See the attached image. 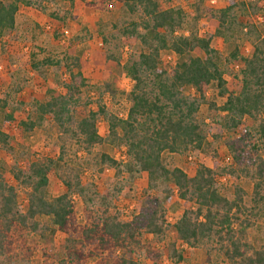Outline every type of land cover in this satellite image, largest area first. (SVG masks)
Listing matches in <instances>:
<instances>
[{"label": "trees", "instance_id": "16d2710c", "mask_svg": "<svg viewBox=\"0 0 264 264\" xmlns=\"http://www.w3.org/2000/svg\"><path fill=\"white\" fill-rule=\"evenodd\" d=\"M83 1L97 9L111 7L116 1L129 13L138 14L137 21L123 28L125 34L142 45L137 57L123 64L125 74L133 82L130 106L123 118L109 113L98 101L95 110L77 117L75 107L82 102L80 93L88 86V80L79 65L74 61L72 64V56H64L68 79L61 85L65 91L49 89L44 100L30 103L31 110L20 120L23 129L31 131L41 127L50 116L60 130L61 140L57 158L31 161L25 168L12 166L15 180L29 188L24 212L18 207L15 187L0 174V264H28L32 252L27 246L29 233H38L40 239L50 241L57 231L64 234L59 243L61 263L85 264L94 259L95 264H141L137 256L142 250L159 257L145 235L162 240L172 231L182 244L203 248L206 264L223 260L229 264H264V238L254 235L264 223V38L239 25L241 30L246 29L244 34L252 51L248 57L241 56L235 45L229 53L228 59L241 61L240 90L234 94L227 89L220 54L210 46L211 37L177 33L183 22L181 9L161 8L157 0ZM246 2L252 3L241 0L239 5L244 7ZM21 4L44 11L33 0H0V35L14 28ZM236 7L237 2L229 0L219 10V25L215 29L218 37L228 39L226 31L239 24L234 15ZM49 15L58 19L56 13ZM194 48L202 50L203 56L189 54ZM164 49L177 56L169 69L161 66L160 53ZM35 61L31 65L36 69L39 65ZM41 63L52 65L54 61L44 58ZM186 86L192 87L197 95L185 94ZM210 87L224 101L219 106L210 103L213 114L209 122H203L196 119V114ZM7 93L0 98V109L11 107L5 114L10 121L15 107ZM98 115L108 124L105 137L97 130ZM245 116L254 123L245 126ZM224 131L238 132L225 141L232 165L220 166L213 158V164L199 163L189 176L180 167L165 164L163 152L185 154L201 150L210 144L208 135L218 141ZM7 139L8 135L0 130V143L7 144ZM72 140L81 143L87 153L94 144L103 141L124 147L129 170L139 175L146 173L145 190L138 193L129 219L124 220L113 201L92 184L83 182L79 174L58 172L64 145ZM245 146L252 147L256 154L250 155ZM99 163L113 168L115 177L121 173L120 163L106 153L99 154ZM50 175L63 183L65 192L55 197L48 195ZM223 175L249 178L252 190L248 199L238 184L231 197L223 194L217 185V177ZM130 190L131 186L127 189L115 186L118 194H128ZM174 192L185 206L180 216L169 223L167 205ZM74 194L83 200L81 224L75 215ZM45 218L50 225L49 234L40 226V220ZM179 246L176 241L166 245L168 257L176 263L184 259L183 248Z\"/></svg>", "mask_w": 264, "mask_h": 264}, {"label": "rangeland", "instance_id": "374dc122", "mask_svg": "<svg viewBox=\"0 0 264 264\" xmlns=\"http://www.w3.org/2000/svg\"><path fill=\"white\" fill-rule=\"evenodd\" d=\"M33 1L42 6L44 11H39L34 6L19 5L14 28L0 35V98L5 97L8 92L7 94L12 96L10 104L15 107L10 121L6 119L5 114L11 107H5L3 111L0 109V130L8 135V143H0V174L15 187L18 207L22 212L27 208L29 188L15 180L11 172L12 166L25 168L31 161L47 157L57 158L61 140L60 130L50 116L44 119L41 127H35L31 131L24 130L20 120L25 119L31 110L30 103L33 100H44L49 89L65 91L61 85L68 79L65 70L68 64L65 63L64 56H72L71 62L79 65L88 80V86L80 93L82 102L75 107V115H87L90 109L97 108V102L100 101L109 113L124 118L130 106L133 82L125 74L123 64L129 58H136L142 49L138 40L123 32V28L131 24V21L139 19L138 14L129 13L120 2L115 1V4L106 9H97L87 6L83 0ZM235 1L238 7L235 8L234 15L239 24L226 31L228 39H222L215 34V29L219 25V10L227 6L229 0H157L161 8L182 10L183 22L178 25L177 33L211 37L210 46L220 54L227 89L237 94L241 85L238 72L241 61L228 59V56L235 45L239 47V55L248 57L251 54L250 40L244 34L246 29L241 30L240 24L247 30H252L253 34L258 33L264 38V0H251L252 3L246 2L244 7L239 5L241 0ZM50 13H56L58 19L50 16ZM189 54L202 57L204 53L199 48H194ZM44 58H51L54 64H42ZM176 58L172 51L162 50L161 66L169 69ZM33 61L39 65L36 69L31 65L34 64ZM75 67L76 65L73 66L74 71ZM183 92L197 95L189 86H186ZM223 101L224 98L210 87L200 101L196 119L209 122L213 114L210 103L219 106ZM15 102H23L24 105L17 106ZM253 123L249 117H244L245 126ZM97 130L102 137L108 134V124L100 115L97 116ZM237 134V131H224L218 141L208 135L210 144L203 149L185 154L165 151L163 160L167 166L180 167L189 176L194 174L199 163L213 164V158L220 166H230L233 162L225 141ZM64 146L63 160L59 163L58 172L72 171L79 174L83 182L92 184L100 194L103 193L113 201L115 209L124 220L129 219L135 199L139 192L145 190L147 179L146 173L139 175L134 170H129L124 147H116L103 141L94 144L87 153L83 145L74 140L67 141ZM245 147V150L250 151V155L256 154L252 147ZM100 153H106L120 163L121 173L117 177L114 176L113 168L99 163ZM259 153L262 154V151ZM116 184L124 189L131 186V190L128 194H118L115 191ZM236 184L245 191V198L248 199L252 190V181L249 178L243 175L238 179L230 175L217 177V185L226 196L233 195ZM65 191L63 183L56 176L50 175L48 195L55 197ZM72 201L77 222L81 224L84 222L83 200L78 194H74ZM96 201L100 199L97 198ZM184 206L183 200L174 192L167 205L169 223H173L180 216ZM40 226L49 234L50 225L46 218L40 220ZM254 235L264 238V223L260 231H254ZM62 237L64 234L57 231L52 234L50 241H45L40 239L38 233H29L27 238L30 243L27 246L32 252L28 264H69L61 263L59 243ZM145 238L154 250L158 251L159 257L142 250L137 256L141 264H206L203 248L182 244L172 231H168L162 240H157L149 234H146ZM171 241H176L179 247L183 248L184 259L178 263L173 262L166 253V245ZM94 262V259H89L85 264H95ZM213 264L229 263L223 260Z\"/></svg>", "mask_w": 264, "mask_h": 264}]
</instances>
